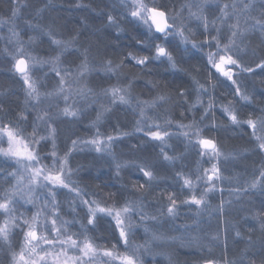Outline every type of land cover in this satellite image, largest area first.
<instances>
[{
	"label": "trees",
	"instance_id": "trees-1",
	"mask_svg": "<svg viewBox=\"0 0 264 264\" xmlns=\"http://www.w3.org/2000/svg\"><path fill=\"white\" fill-rule=\"evenodd\" d=\"M144 2L172 17L178 10L185 13L182 8L189 0ZM16 5L20 6L15 22L21 40H28L41 56L56 53L57 50L54 52L43 34L36 35L40 30L30 26L39 24L45 31H51L54 39L70 41L66 50L56 54L60 55L61 63L69 68L85 62L86 55L89 73L86 79L93 93L116 86L125 88L134 101L152 105L150 115H160L164 129L171 132L169 143L161 148L156 140L135 129L137 115L130 106L112 105L97 122L99 135L114 137L110 150L101 154L91 151L67 154L68 168L72 170L71 181L74 182L72 185L81 190L83 198L96 200L105 207L131 203L136 208L154 213L164 220L156 228L162 234H176L175 227L182 231L185 223L195 220L193 217L198 219L199 227L206 224L205 228H211L209 232H218L216 237L213 235L196 242L167 243L162 251L159 250L163 256L155 264H203L208 260L216 264H225V261L228 264L233 261L237 264L241 261L243 264L250 261L252 264H264V228L261 227L264 221L257 215L264 213V177L260 172L264 166V153L257 145L252 128L243 122L264 114V72L256 68V64L264 59V32L254 31L247 36L244 44L246 51L240 57L244 67H252L255 72H241L235 68L234 79L241 92L249 97L245 100L236 94L231 82H221L216 77L215 70L207 61V54L216 49L211 39L214 35L198 23L190 21L183 27L187 42L176 34L177 31H172L174 34L164 39L162 34L154 29L150 31L147 25L132 17L121 0H0V20L9 18ZM108 15L114 17L115 23L108 21ZM30 38L34 39L30 41ZM193 41L200 47H194ZM158 44L171 53L172 61L165 56H156ZM6 52L0 43V120L4 124L11 123L13 127L23 126L29 123L30 115L25 114L26 120L18 119L20 114H24L25 102L22 87L16 81L15 70ZM132 56H147L148 60L138 65ZM108 61H111L113 71L107 69ZM200 85L204 86L203 91ZM161 96L165 97L164 101L158 100ZM226 107L235 111L241 123L231 121ZM94 114L90 109L76 122L56 121L54 128L58 149H62L61 141L65 146L69 138L90 137L94 131L91 125ZM166 121L171 123L166 125ZM196 128L200 130V137L211 138L220 153L231 156L222 165V171L228 176H236V179H245L244 183H239V188L224 190L221 186L222 191H210L206 206L180 203L192 194L183 184V177L194 182L197 196L207 188L203 179H196L203 177L197 169L202 170L205 165L196 141L198 137L194 134ZM185 132L188 136L184 135ZM165 154L171 159H166ZM1 161L0 164L4 163ZM141 167L152 171L155 179L149 181L143 176ZM254 180L260 183L251 187ZM139 185L144 187L141 189ZM62 191L59 194L61 200L67 198L66 191ZM231 191L242 194L238 193L236 201L227 206L224 204L225 196H231ZM169 193L175 194L178 204L172 219L163 215L169 203ZM77 199L79 205H75L74 214H79L80 221L85 225L87 208ZM223 205L224 208H221ZM67 207L59 205V210L63 209V214L72 218L70 215L73 214L65 211ZM85 226L86 236L98 247L112 250V245L117 247L120 242L111 217L98 214L94 227ZM169 226L172 230H167ZM15 235L13 233L10 237ZM15 237L17 239V235ZM12 248L9 241L0 240V264H9Z\"/></svg>",
	"mask_w": 264,
	"mask_h": 264
},
{
	"label": "snow or ice",
	"instance_id": "snow-or-ice-1",
	"mask_svg": "<svg viewBox=\"0 0 264 264\" xmlns=\"http://www.w3.org/2000/svg\"><path fill=\"white\" fill-rule=\"evenodd\" d=\"M126 2L131 5V8L129 9L130 15L147 25L150 31L154 29L158 34H162L164 39H167L170 32L177 31L182 40L187 42L188 38L184 35L183 27H180L179 29L175 28V21L178 16L174 15L172 17H168L165 11L160 10L155 6L149 7L148 4L144 2V0H126ZM203 6V4L199 5L198 13H193L191 12V5H187V7L189 8L190 16H197L200 20H202L204 23L205 31H207L209 22L202 14ZM19 7V5H16L13 8V19L19 15ZM252 7V0H249V3L244 4L245 11L250 10ZM229 8L235 10L236 4H224L223 8L221 9V15L220 17H218V19L226 20L227 18H230V13L228 11ZM262 15H264V12H262ZM107 18L110 23H115V19L111 15H108ZM169 19L173 21V24H169ZM250 19L253 20L251 27H259L261 29H264V20H259L254 17ZM0 23H12V21L0 20ZM245 23H247V20H245ZM212 24L214 30L217 32V36L211 38L213 41H215L216 51L209 52L207 54V61L211 65V67L215 69L221 76L226 77L227 80L231 81V84L235 86L236 94L240 96L241 99L247 100L249 99V97L241 93V89L239 84L237 83V80L233 78L235 73L232 71V68L235 67L238 68L241 72H255L254 68L244 67L241 61L236 58L237 56L241 55L242 52L240 45L236 43V38L238 36L242 37L244 35V31H246L247 29H245L244 31L240 30L239 17L237 16V23L229 26L231 35L228 38V42L226 44H221L219 38L220 29L215 28V21H213ZM30 26L47 34L50 38L52 37L51 31L45 32L43 27L39 24H30ZM12 35L18 36V33L12 31ZM31 39L34 38H30V41ZM52 43L58 46H62L63 51L69 47L71 42L52 39ZM192 43L194 47H200V45H197L194 41ZM25 55L28 56V59H25ZM156 56H165L170 61L173 60L171 53L161 45H156ZM14 59V70L20 73L23 78V82L26 85L27 97L33 101L39 102L41 97L37 90L36 82L31 80L29 75L30 63L32 67H34L38 63L57 65L60 62V55H56L49 60H38L36 57L31 56V54H26L24 52L23 46L21 45L17 49ZM132 59L136 60V63L138 65H143L148 60V57L145 56L142 58H137L135 56H132ZM106 67L109 71H113L111 61L107 62ZM79 68L80 76H83L85 73H87L88 65L86 62V55L85 62H83L79 66ZM256 68L261 72H264V59H261L260 62L256 64ZM65 74H68L67 70H65ZM56 75L60 76V72L58 70H56ZM200 89L203 91L204 86L200 85ZM64 90V77L61 76L59 91L60 93H63ZM126 92L127 89L113 87L107 90L105 94H110L114 100L118 99L121 102L127 103ZM81 94H83L82 90ZM64 99L65 103H67L68 97L65 96ZM158 100L164 101L165 97H158ZM197 102H199V100ZM143 103L146 107L152 106L148 102ZM209 107H211V104L209 105ZM225 111L228 112L229 118L233 123H241V121L238 119L237 114L231 109V107H226ZM62 112L63 115L66 116L77 115V112L70 107L64 108ZM140 115L142 118L145 117L144 109H141ZM18 119L26 120L27 117L22 113L20 114ZM51 119L52 117L49 116L46 112L37 115V120L45 123L46 125ZM243 122L251 126L253 129H256L257 127V121L253 120L251 117ZM170 123V121L165 122L166 125ZM259 123L262 127H264V117L260 118ZM149 127H155L157 129L156 131H149L146 134L154 140L163 142L165 141L166 137L170 136L169 132L160 130L162 126L159 124L154 123L153 125H149ZM181 127L191 126L181 125ZM49 131L51 135H54L55 128H50ZM137 131H143V128L138 127ZM194 134L199 138L200 130L196 128ZM253 134L255 135V132ZM184 135L188 136V133L185 132ZM97 137L98 138L96 139L82 143H90L94 145L97 151H101V145H104L103 150H110V146L114 137L107 136L105 138H100L99 133H97ZM3 138H6L7 148L0 147V155L14 160L18 165V170L8 173L10 177L16 180V184L12 187L11 190L6 191L2 196H0V215H4L6 217L2 222H0V240L8 242L9 236L12 233L13 229L20 228L21 224L23 225V228L27 229L26 231H24L23 228H21V231H23V243L19 252H11V264H92V261L97 260L101 256L107 257L113 261H118L119 264H138V261L140 260V250L144 249L145 251H147L148 247L147 244H130L129 241V235L132 231L131 216L134 215L138 210L134 204L126 203L119 208L105 207L96 200L89 201L87 199H84L81 190L78 187H72V184L74 182L70 180L72 170L68 168L67 155L63 158H56V153H52V156L59 161V166H57L56 160H54L52 168H48L46 166L33 167V165H39V158L35 151L30 148L29 140L31 141L32 147H34L39 143V140L46 139V137L37 138L35 129L33 133L30 134V137L26 139L24 138L22 130L18 125L13 127L11 123H0V139ZM256 139L258 141L259 149L264 150V136L257 137ZM198 143L202 147V149L208 151L210 155H220V151L214 140L199 138ZM73 145H76V141H73ZM165 158L171 159L170 157H167L166 154ZM117 167L119 168V165H117ZM140 170L143 173V176L147 177L149 181L155 179L152 171L146 170L144 167H141ZM209 172L211 174H209ZM219 173L220 169L216 165H213L210 170H204V177H206L207 182L209 183V187L206 188L199 196L195 194L194 182L188 177H183V184L187 186L190 191H192V194L187 199L180 201V203L196 206H206V197L208 193L215 187L211 182L214 178L219 180ZM204 177L198 176L196 179L197 181H201L202 179H204ZM261 177H264V171L261 172ZM66 178L68 182H66ZM257 183H260V181L254 180L251 184V187H255ZM21 186H23V190L21 189ZM36 187H41L48 190L47 200L43 204L42 209H39L30 219H21L20 217L13 215L15 211L13 205L17 202L14 200V197L20 196L23 197L26 202L32 203L33 192ZM57 187L68 189L70 193H74L79 198V202L81 204L86 206V220L88 226L94 227L97 222L98 214H104L114 219L115 226L119 234V239L122 241L123 245L126 248H132V254H120L110 249L98 251V246L95 245L92 239L88 238L87 236H85L79 242L77 241V239H74V236L80 234H70L68 232V225L72 222L60 219L59 217V205L55 200V192L51 191L52 188ZM143 187V185H139V188L142 189ZM167 199L169 201L167 206V213L171 216H175L178 207L175 194L169 193ZM257 215L261 218L262 221H264V213H257ZM80 227L82 232H86L87 229L84 224H81ZM261 227L264 228V222H262ZM38 228L40 229L39 232L37 231ZM49 233L52 234L51 239L49 238ZM237 235H239V232H237ZM153 239H162V237L154 235ZM115 247V245H112V249H115ZM45 248L51 249L52 251H45ZM57 249L59 250L56 251ZM67 249L78 251L80 255L69 256L66 251ZM206 264H216V262L213 260H208L206 261ZM225 264H228V262L225 261ZM232 264H237V262L233 261ZM240 264H243V261H241ZM249 264H252V262L250 261Z\"/></svg>",
	"mask_w": 264,
	"mask_h": 264
},
{
	"label": "rangeland",
	"instance_id": "rangeland-1",
	"mask_svg": "<svg viewBox=\"0 0 264 264\" xmlns=\"http://www.w3.org/2000/svg\"><path fill=\"white\" fill-rule=\"evenodd\" d=\"M121 1L123 2L124 6L128 7V9L131 8V5L128 4L126 0H121ZM233 3L236 4V9L235 10H233L232 8L228 9L230 13V18H227L226 20L218 19V17H220L221 15V9L223 8V5L233 4ZM246 3H249V0H226V1L225 0H189V2H187L185 7L182 8V9H185V13L182 12L181 10H178V13H175V15L178 16V18L175 21V24H176L177 29H179L180 27H184L188 25L187 23L191 21V22L198 23L204 28L203 21L200 20L197 16H190L189 8L187 7V5H191V12L198 13L199 5L203 4L204 6L202 8V14L209 22L208 31H210V33H212L214 36H217V32L214 30V27L212 24V22L215 21V28L220 29L219 38H220L221 44H226L228 42V38L231 35L229 26L237 23V16H238L240 30L244 31L245 29H247L246 31H244V35L242 37L238 36L236 38V43L239 44L240 48L242 49V52H241V55H242L246 51V47L244 44H245L247 36L252 34V32L254 31L264 32V29H261L259 27H255V28L251 27L253 20L250 19L254 17L259 20H264V15H262V12H264V0H252L253 7L248 11L244 10V4ZM209 10H210V13L207 14ZM16 18L17 16L13 19L12 13H11L9 18L1 19V20H11L12 23H0V40H1L0 43H2L3 48L6 49L7 51L6 53H7L8 58L10 59L12 67L15 63L14 57H15L16 51L21 45L23 46L24 52L26 54H31V56L36 57L38 60H49L50 58L58 55L56 53H60L62 51V46H58L52 43V39H54L53 36L50 38L47 34L40 31L36 33V35L40 36L41 34H43V37L48 39L47 41L49 42L51 48L53 46V48L55 49L54 52L57 50L56 53H51L50 55H47L46 53L44 54L42 53L43 56H41L40 52H37L36 49L33 48V46L29 44L28 40H21L22 38L20 37V31L18 29L17 23L15 22ZM245 20H247V23H245ZM169 21L173 23L171 19H169ZM12 31H15L16 33H18V36H13ZM169 34H174V33L171 32ZM176 34H178V32H176ZM169 37L170 35H168L167 38ZM213 44L215 46V41ZM158 45L163 46L162 44H158ZM241 55L237 56L236 58L240 60ZM25 59H28L27 55H25ZM81 64H78L74 68L73 67L69 68L68 65L62 64L61 61L57 65L38 63L34 67H32L30 63L29 75H30V79L36 82L37 90L41 97L39 102L33 101L27 97L26 85L23 82V78L21 74L18 73L17 71H15L14 73L16 75L15 77H16L17 83L20 84V86L22 87L21 88L22 97L25 102L24 103L25 104L24 115L25 114L30 115L28 124L24 123L23 126L21 124L18 126L22 130V134L24 138L26 139L30 137V134L33 133L34 129H35V134L37 138L46 137V139L39 140V143L36 144L34 147H32L31 141L29 140L30 148H32V150L35 151V153L37 154L39 158V165H33V167L46 166L48 168H52L54 160H56V158H63L70 152L78 153V152L91 151L97 154L103 153L105 151L103 150L104 145H101V151H97L94 145L90 143H82V142H87V141H91L93 139L98 138L97 137V133H98L97 132V122H99L102 119L104 112L107 111L105 109H109L112 105L116 103L123 104L127 107L130 106V109L136 112L137 119H135L136 120L135 129H137L138 127L143 128L142 132H145L147 134L149 131L157 130L155 127H149V125H153L155 123V124H159L162 126L160 129L161 131H167L164 129L165 125H163L160 115L159 116L157 115L155 116L153 114L150 115L151 113V110L149 109L150 107H146L143 102L134 101L128 95V91L126 92L127 103L121 102L118 99L114 100L110 94H105L106 91L99 92L97 94L93 93L94 91L92 87L88 85L87 79H86V76L89 73L87 72L83 76L79 75V71H80L79 66ZM56 70L60 72V76L56 75ZM65 70H67L68 72L67 75L65 74ZM236 70H235V67L232 68V71L234 73ZM215 73H216V77L221 82H226V83L231 82L227 80L226 77L221 76L216 70H215ZM61 76L64 77V89L65 90L63 93H60L59 91ZM116 87L125 89L120 86H116ZM81 90L83 94H81ZM241 93L245 94L244 92H241ZM65 96L68 97L67 103H65V99H64ZM66 107H70L73 110H75L77 112V115L76 116L63 115L62 110ZM90 109H92L95 113L94 118L91 121V125L94 126L93 134L90 137H83V138L80 137V139L69 138L65 146H64V141H61V143L59 144L62 149H58L59 147H57V144L55 141V138H56L55 133L54 135H51L49 129L54 128L55 122L58 120H65V121L68 120L71 122H76L80 115H82L83 113H85L86 111ZM141 109H144V112H145L144 118H142L140 115ZM45 112L49 116L52 117V119L49 121L47 125L37 120V115L43 114ZM262 117H264V114L260 118ZM260 118L254 119L257 121L256 129H253L250 126L253 132H255L256 138L260 136H264V127H262L259 123ZM0 123H3V122L0 120ZM167 132H169L171 135L170 131H167ZM169 137H166L165 141L163 142L159 140H156V141L162 148V146H165L166 144L169 143V140H168ZM100 138H105V137L100 135ZM198 139L199 138L196 139L197 142H198ZM73 141H76L75 146L73 145ZM0 147L7 148L6 138L0 139ZM199 148L201 150L200 153L203 154L201 159L205 160V165L203 166L202 170L201 168L200 169L196 168L198 173L204 177V170L206 169L210 170L213 165H216L220 169L219 180L214 178L213 181L211 182L212 185L215 186L213 190L217 189V192H218L221 186L223 187L224 190L234 189L235 187L239 188L240 187L239 183H244L245 179L243 177L236 179V176L235 177L234 175L228 176L226 175L225 172L222 171L221 167L222 165H224L225 162L231 159L230 155L226 153L224 154L220 153L219 156H212L209 154L208 151H206L208 153H204L205 150L202 149L200 145H199ZM262 151L264 153V150ZM53 152L56 153V158L52 156ZM0 161L4 162L0 164V173H1L0 185L2 187L0 188V196H2L6 191L11 190L12 187L16 184V180L10 177L8 173L18 170V165L16 164L14 160H11L2 155H0ZM56 163H57V166H59L58 160H56ZM116 163L119 164V162H116ZM262 171H264V166L262 167L260 172ZM209 174L211 173L209 172ZM70 180H72L71 177H70ZM203 181L205 184L204 187L207 186L208 188L209 183L207 182L206 177H204ZM66 182H68L67 178H66ZM72 187H74V185H72ZM21 189L23 190V186H21ZM62 190L66 191L65 196H67V198L64 197L66 199H63V200H61L59 196V194L63 192ZM47 191H48L47 189L36 187L33 192V202L32 203L26 202V200L23 197H20V196L14 197V200L17 202L14 203L13 205V207L15 208L13 215L20 217L21 219H30L39 209H42L43 204L47 200ZM51 191L55 192V200L57 201L58 205L64 206L65 204L66 206H68L67 208H65V211H70L71 214H73V215H70L72 216V218L71 217L67 218L63 214V209L59 210L58 208L60 219H64V220H68L72 222L68 225V232L70 234L71 233L80 234V235L73 237L74 239H77V241L79 242L86 236V234L85 232L81 231L80 225L83 224V222L80 221L81 218L78 217L79 214L78 215L74 214L76 212L75 205H79L78 203H76L78 201L77 196L74 193H70L68 189L59 188V187L52 188ZM220 191H222V189ZM236 192L237 193H234V191H231V196H227V197L225 196L226 198L224 202L225 205L228 206V204H233L236 201V198L240 194H242V192L240 191H236ZM119 207H122V206H118L117 208ZM84 208H86V206H84ZM221 208H224V205L221 206ZM137 209L138 210L135 212V214L131 216L132 231L130 232V235H129V241H130V244H147V247H148L147 251H145L144 249L140 250V260L138 261V264H155L156 261H158L159 258H161L160 256H163L162 253H159V250L162 251L163 248H165V246L167 245V243L196 242L204 238H211L213 235H215L216 237L218 233L217 232L215 234V233L209 232V229L211 228L209 227L205 228L206 224H203L202 227H199L198 219H196V217H193V219L195 220L188 217L189 220H193V221L190 223L189 222L185 223L183 225L182 231L181 229L177 230V228L175 227L174 231L176 230L175 231L176 234L174 235L162 234L158 232L156 228H159V222L164 221L163 218L156 217L154 213H150L149 211L144 210V209L142 210V208H137ZM163 215L165 216L166 219H172L173 217L167 213V207L164 209ZM84 216L86 217V215ZM5 218L6 217L4 215H1L0 221L2 222ZM84 221L86 225L87 220L85 219ZM170 227L171 226L167 227V230H172V229H169ZM21 228H23L22 224L20 225V228L13 229L12 233L10 234V236H12L13 233L14 234L16 233L17 239L15 237L16 235L13 237L9 236V242L13 245L12 249L13 251H16V252L20 251L21 245L23 243V231H21ZM23 230L26 231L27 229L23 228ZM37 231L39 232L40 229L38 228ZM48 235H49V238L51 239L52 234L49 233ZM154 235L162 237V239H153ZM138 237L142 238V240H136L138 239ZM14 244H16V246H14ZM58 250L59 249H57L56 251ZM103 250H106V249L102 247H98V251H103ZM112 250L120 254H125V253L132 254V248H126L123 245L121 240L119 244L117 245V247H115V249H112ZM45 251H52V250L45 248ZM66 251L69 256H79L80 255L78 251H73L71 249H67ZM160 261L161 263L163 262L162 260ZM9 264H11V257H10ZM92 264H119V262L113 261L107 257L101 256L97 260L92 261Z\"/></svg>",
	"mask_w": 264,
	"mask_h": 264
},
{
	"label": "water",
	"instance_id": "water-1",
	"mask_svg": "<svg viewBox=\"0 0 264 264\" xmlns=\"http://www.w3.org/2000/svg\"><path fill=\"white\" fill-rule=\"evenodd\" d=\"M160 9V8H159ZM162 10V9H160ZM169 22V21H168ZM169 24L171 25V23L169 22ZM156 32V31H155ZM157 33V32H156ZM206 139H211V138H208V137H205ZM212 140V139H211ZM203 264H206V262H204Z\"/></svg>",
	"mask_w": 264,
	"mask_h": 264
}]
</instances>
